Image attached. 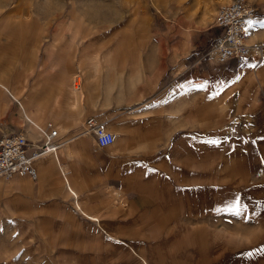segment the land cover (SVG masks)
Segmentation results:
<instances>
[{"label":"crops","instance_id":"1","mask_svg":"<svg viewBox=\"0 0 264 264\" xmlns=\"http://www.w3.org/2000/svg\"><path fill=\"white\" fill-rule=\"evenodd\" d=\"M256 13L243 63L209 66L207 52L188 51L175 71L126 81L76 59V47L71 56L75 42L57 58L49 19H1L0 64L6 43L23 40L22 23L37 32L34 42L25 35L24 56L10 52L35 66L8 77L10 87L21 73L31 95L20 120L57 114L65 127L56 153L33 160L34 178L0 175V264H264V11ZM76 64L89 83L71 105L67 88L59 101L54 89ZM7 90L0 80V135L19 127ZM87 117L111 132L109 144L82 131ZM24 133L37 139L31 127Z\"/></svg>","mask_w":264,"mask_h":264},{"label":"rangeland","instance_id":"2","mask_svg":"<svg viewBox=\"0 0 264 264\" xmlns=\"http://www.w3.org/2000/svg\"><path fill=\"white\" fill-rule=\"evenodd\" d=\"M214 1L216 0H0V20L7 19L8 23H12L18 18L30 16L34 17L31 21L38 18L49 19L51 28L54 29L57 58H61L58 53L60 47L75 42L70 55L73 56L76 47V59L81 57L83 63L93 66L97 71L119 78V81H126L127 75H140L141 79L148 80L149 74H162L171 65H174V71L177 70L179 60L188 51L193 57H202L208 52L217 31L212 24L214 11L218 4L229 0H217L215 4ZM246 1L256 11H264V0ZM29 25L30 22L22 23V28H19L23 31V40L19 41L14 37L6 43L8 50L2 53L4 60L1 59L0 64V80L8 88L7 99L17 105V131L23 128L20 120L22 111L19 107L24 110L25 100L31 95L24 91L26 86L20 84L21 73L14 76L15 82L10 87L7 85L8 77L16 73L13 70L18 65L29 72L34 71L35 66L30 61L22 63L21 57L16 59L10 52L20 48L23 56L26 54L25 35L31 36L33 42L37 36L36 28ZM42 29L44 30L40 28ZM208 60L207 57L206 65L213 66L214 63ZM53 64L58 68L56 62ZM85 68L87 67L76 64L77 72L71 73V77L75 73L79 74L81 89L78 94L72 92L71 77L66 86L60 76L54 89L58 101L64 88L68 89L71 96V105H75L83 97L84 85L89 83L83 75L86 73ZM58 101L51 103L56 107ZM55 116L41 120L31 115L29 117L39 125L47 120L55 128L59 125L61 129H56L60 136L65 126L57 120V114Z\"/></svg>","mask_w":264,"mask_h":264},{"label":"built area","instance_id":"3","mask_svg":"<svg viewBox=\"0 0 264 264\" xmlns=\"http://www.w3.org/2000/svg\"><path fill=\"white\" fill-rule=\"evenodd\" d=\"M256 15V8L246 0H229L218 4L212 23L217 30L216 36L209 47L217 62L229 59L237 65L244 62L251 48L246 42V26ZM27 121L34 127L37 139L28 138L19 131L0 135V175L34 178L36 172L33 160L44 154L56 153L60 142L55 138L56 129L51 121L47 120L43 125L31 119ZM82 131L90 133L97 145H106L112 141L111 132L93 117L85 119ZM71 193L74 207L79 210L75 195Z\"/></svg>","mask_w":264,"mask_h":264},{"label":"bare ground","instance_id":"4","mask_svg":"<svg viewBox=\"0 0 264 264\" xmlns=\"http://www.w3.org/2000/svg\"><path fill=\"white\" fill-rule=\"evenodd\" d=\"M258 50H259V49H258ZM258 52H259V51H258ZM258 54H259V53H258ZM206 56L208 57V59H213V61H214L215 63L219 64V63L216 61V59L214 58L213 53L210 52L209 50H208V52L206 53ZM248 56L251 57V52L249 53ZM79 86H80L79 78H76V83H75L74 87L77 89ZM27 111H28V110H27ZM27 120H28V118H25L26 123H24V124H23V128L19 130V132L23 133L24 135H26V134L24 133V131L26 132V127H31V128L34 129V127H33L31 124H29ZM51 123H52V122H51ZM36 124H37V123H36ZM38 125H39V124H38ZM52 125H53V123H52ZM25 126H26V127H25ZM103 126H104V125H103ZM24 127H25V130H23ZM53 127H54V125H53ZM54 128H55V127H54ZM56 128H57V127H56ZM56 128H55V129H56ZM57 129H58V128H57ZM57 129H56V136H55L56 139L59 137V132H58ZM34 130H35V129H34ZM44 155H46V154H44ZM42 156H43V155H42Z\"/></svg>","mask_w":264,"mask_h":264},{"label":"snow or ice","instance_id":"5","mask_svg":"<svg viewBox=\"0 0 264 264\" xmlns=\"http://www.w3.org/2000/svg\"><path fill=\"white\" fill-rule=\"evenodd\" d=\"M235 204H236L237 210H236V212L234 214L235 215H242L243 214V207L240 205V202L236 201Z\"/></svg>","mask_w":264,"mask_h":264}]
</instances>
